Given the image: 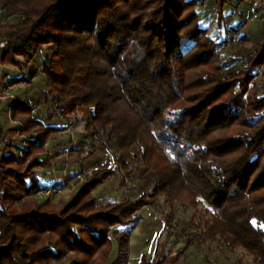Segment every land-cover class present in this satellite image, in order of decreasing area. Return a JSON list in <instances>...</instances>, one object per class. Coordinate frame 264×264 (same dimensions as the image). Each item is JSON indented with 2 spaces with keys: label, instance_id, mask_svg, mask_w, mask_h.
<instances>
[{
  "label": "trees",
  "instance_id": "16d2710c",
  "mask_svg": "<svg viewBox=\"0 0 264 264\" xmlns=\"http://www.w3.org/2000/svg\"><path fill=\"white\" fill-rule=\"evenodd\" d=\"M206 1L0 0L5 18L24 16L17 26L0 25L7 40L0 64L28 69V82L41 72L47 87L35 101L12 99L21 125L0 129V264H127L139 210L158 212L161 198L192 207L190 225L204 239L264 264V85L260 94L256 84L264 24L244 65L224 68L217 38L200 25ZM44 47L41 65L30 66ZM45 103L50 118L82 113L94 137L83 159L96 151L95 138L118 148L116 168L86 174L68 202L40 201L39 184L28 185L50 164L43 145L28 139ZM117 171L122 182L136 171L153 177L154 187L101 204L94 191ZM194 239L141 264H177Z\"/></svg>",
  "mask_w": 264,
  "mask_h": 264
},
{
  "label": "rangeland",
  "instance_id": "374dc122",
  "mask_svg": "<svg viewBox=\"0 0 264 264\" xmlns=\"http://www.w3.org/2000/svg\"><path fill=\"white\" fill-rule=\"evenodd\" d=\"M219 10H221L222 14L225 16V20L221 23H219ZM197 11L199 13L200 25L207 28L209 34L217 38L219 42V63H221L224 68L243 66L247 54L251 50L252 42L260 38V30L264 24V1L228 0L220 7L216 3V0H207L203 6L198 7ZM21 21V19L15 17L14 19H10L9 22L8 19L6 23L2 24L0 22V25L6 26L8 29L12 26L19 25ZM233 27H238L239 30L235 33L233 30H230L233 29ZM245 34L246 39H243L242 36ZM48 53V47H44L40 53L37 54L35 59L31 61L30 66H40L44 56ZM256 73L259 76L256 84L259 87L260 94H262V87L264 85V65L257 68ZM26 79L27 76H25L24 79L26 83L21 84L24 88L29 84ZM6 85L0 82V122L7 121L9 127H18L21 123L11 116L10 103L14 98L6 95V93L13 94L15 98L17 96L12 92L14 88L12 90H6ZM45 89L46 77L43 73L39 72L28 92H31L33 98H38ZM48 113H50L49 107L42 104L36 109V118L41 123L44 120L43 122H51L50 124L52 125L60 124V120H58L57 117L47 120L46 117ZM75 115L79 117L77 118L78 122L79 119L83 121L81 112L76 111ZM80 125L85 127L82 122ZM80 125L78 127H80ZM11 137L16 139L14 141L17 145H20L24 138V136L19 135V133L11 134ZM91 138L93 139L94 137L91 136ZM102 142V139L95 138L96 147L104 146L110 151L112 156H115L116 151L118 152V148L112 144L111 146L106 144L102 145ZM3 147L4 144L0 143V152L3 150ZM87 148L86 150H90V144ZM153 187L154 178H142L138 171H136L133 178H127L125 184H123L122 173L120 172L115 178L109 179L104 186L98 187L94 191V196L101 204L117 201L125 196L138 199L143 193L151 192ZM160 202L161 207L157 214L154 209L155 212L148 208L149 205L139 210V213L143 216V220H145L141 229H150L153 227V223L156 222L165 223L160 234V243L157 248L155 259L162 255L170 256L174 254L177 249L184 247L186 243L184 240L185 238L195 236L193 244L188 248L177 264H235L238 260H240L239 264H257L251 257L245 256L242 250L231 251L227 249L224 244L204 239L200 235V231L190 225V219L194 212L192 207L180 203L169 204L165 202L163 198L160 199ZM157 216L160 217L161 220H158ZM152 235L153 233H151V236ZM117 252L118 245L117 242L114 241L111 262L116 260ZM144 255L148 258L146 253H142L141 258Z\"/></svg>",
  "mask_w": 264,
  "mask_h": 264
},
{
  "label": "crops",
  "instance_id": "0c3cea01",
  "mask_svg": "<svg viewBox=\"0 0 264 264\" xmlns=\"http://www.w3.org/2000/svg\"><path fill=\"white\" fill-rule=\"evenodd\" d=\"M15 17L21 19L19 15L13 16L8 18V22ZM0 40H2V37H0ZM27 72L28 69L23 71L11 65L0 64V82L4 85L8 83L13 84L14 89L12 92H14L18 98L35 101L43 96V92L47 87L38 98H33L31 92L28 91L37 75L33 78L32 82H28V86L24 88L21 82L25 81L24 79ZM45 105L49 107L46 103ZM49 109L52 111L50 107ZM35 116H37L36 113ZM77 118L79 117L76 115H59L57 116V119L60 120V124L58 125H52L50 124L51 122H43L44 120L41 123L38 120L37 127L33 130L32 134L28 136V139L35 140L31 145L32 148L38 144L43 145V157L49 156L50 158V164L43 168L35 169L34 176L28 180V185L32 183L39 184L40 190L37 191L35 197L40 201L49 197L55 203L59 201L68 202L74 197L78 189L84 183L86 174L96 169L116 168L115 156H112L110 151L104 146L97 147L93 155L83 159V156L89 151L86 149H88L87 147L92 141V138L88 134L84 120L82 121L79 119L78 122ZM46 119H51L49 113ZM81 122L85 127L80 125ZM79 125L80 127H78ZM1 128H9L7 121L0 122V129ZM118 174H120V171H117V175ZM115 177L116 175L113 178ZM106 182H108V180L104 181L99 187L104 186ZM122 183L125 184V181ZM43 187H47V189L42 190ZM148 208L153 210L151 206ZM138 214L141 215L139 212ZM159 219L161 220L160 217H158V220ZM144 222L145 220L140 221L130 234L127 264H141L142 253H146L151 260L156 256V251L160 243V234L165 223H153V227L145 230L141 229ZM151 233H153L152 236Z\"/></svg>",
  "mask_w": 264,
  "mask_h": 264
},
{
  "label": "built area",
  "instance_id": "2783aa9c",
  "mask_svg": "<svg viewBox=\"0 0 264 264\" xmlns=\"http://www.w3.org/2000/svg\"><path fill=\"white\" fill-rule=\"evenodd\" d=\"M23 19H24V16H21V20H23ZM6 21H7V18H5L4 12L0 9V22L3 24V23H6ZM6 43H7L6 39L0 40V49L4 48L6 46ZM27 74H26V76H27ZM25 83H26L25 81L21 82V84H25ZM13 88H14L13 84H8V85L5 86L6 90H12ZM6 95H8V96H10L12 98H15V96L13 94H11V93L10 94L6 93ZM20 146H21V149H26L27 148V139L25 137L21 141ZM20 153L22 154V151Z\"/></svg>",
  "mask_w": 264,
  "mask_h": 264
},
{
  "label": "snow or ice",
  "instance_id": "6c2138e0",
  "mask_svg": "<svg viewBox=\"0 0 264 264\" xmlns=\"http://www.w3.org/2000/svg\"><path fill=\"white\" fill-rule=\"evenodd\" d=\"M253 223H255V222H253Z\"/></svg>",
  "mask_w": 264,
  "mask_h": 264
}]
</instances>
